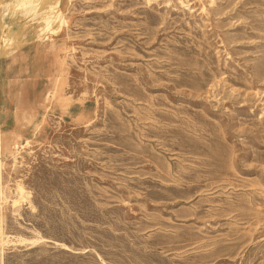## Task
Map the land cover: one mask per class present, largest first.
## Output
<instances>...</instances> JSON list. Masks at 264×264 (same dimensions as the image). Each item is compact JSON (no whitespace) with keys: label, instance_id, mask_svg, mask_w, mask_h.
<instances>
[{"label":"rangeland","instance_id":"obj_1","mask_svg":"<svg viewBox=\"0 0 264 264\" xmlns=\"http://www.w3.org/2000/svg\"><path fill=\"white\" fill-rule=\"evenodd\" d=\"M0 106L1 264H264V0H0Z\"/></svg>","mask_w":264,"mask_h":264},{"label":"bare ground","instance_id":"obj_2","mask_svg":"<svg viewBox=\"0 0 264 264\" xmlns=\"http://www.w3.org/2000/svg\"><path fill=\"white\" fill-rule=\"evenodd\" d=\"M50 40V39H49ZM50 42V41H49ZM47 43V42H46ZM41 47V46H40ZM46 48V47H45ZM1 106H0V124H1ZM18 137V136H17ZM16 139V138H15ZM9 140H10V138H9ZM8 140V141H9ZM11 141V140H10ZM28 143V142H27ZM3 137H2V134H1V130H0V156L2 155V152H3V147H5V146H3ZM29 144V143H28ZM19 145V144H18ZM28 146V145H27ZM7 148L9 149V147L7 146ZM3 157V156H2ZM1 168H2V165H1ZM0 198H1V200H2V194H1V196H0ZM18 204V203H17ZM0 234L1 235H3V229H2V227L0 228ZM5 241H3L2 242V245H5ZM2 250V249H1ZM1 264V263H0Z\"/></svg>","mask_w":264,"mask_h":264}]
</instances>
